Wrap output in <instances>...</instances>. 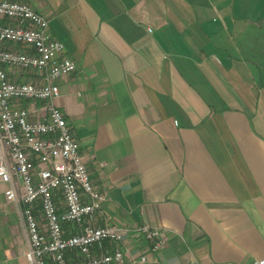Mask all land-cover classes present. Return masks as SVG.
<instances>
[{"label": "crops", "instance_id": "obj_1", "mask_svg": "<svg viewBox=\"0 0 264 264\" xmlns=\"http://www.w3.org/2000/svg\"><path fill=\"white\" fill-rule=\"evenodd\" d=\"M16 1L47 20L76 66L53 103L105 199L92 224L131 230L104 250L121 249L122 264L264 261V0ZM4 69L10 81L41 82ZM13 105L32 120L46 113L41 101ZM7 187L0 264H29ZM143 224L161 230L155 251L134 231Z\"/></svg>", "mask_w": 264, "mask_h": 264}, {"label": "built area", "instance_id": "obj_2", "mask_svg": "<svg viewBox=\"0 0 264 264\" xmlns=\"http://www.w3.org/2000/svg\"><path fill=\"white\" fill-rule=\"evenodd\" d=\"M0 19L6 21L0 22V44L20 48H0V182L8 186L7 201L18 206L26 259L29 264H122V250L107 252L104 244L121 242L131 230L92 224L105 199L92 185L79 145L53 103L59 96L56 81L76 66L49 35L47 20L26 3L0 0ZM5 67L34 70L41 82L10 81ZM19 100L41 101L46 113L32 120L28 110L13 105ZM65 225L78 231L67 235ZM134 231L152 243L153 251L159 248L161 230L143 224ZM71 250L80 259L67 263Z\"/></svg>", "mask_w": 264, "mask_h": 264}, {"label": "rangeland", "instance_id": "obj_3", "mask_svg": "<svg viewBox=\"0 0 264 264\" xmlns=\"http://www.w3.org/2000/svg\"><path fill=\"white\" fill-rule=\"evenodd\" d=\"M25 1V0H24ZM26 3V2H25Z\"/></svg>", "mask_w": 264, "mask_h": 264}]
</instances>
